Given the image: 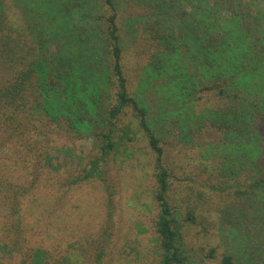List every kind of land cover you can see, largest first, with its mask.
Segmentation results:
<instances>
[{
	"label": "trees",
	"instance_id": "16d2710c",
	"mask_svg": "<svg viewBox=\"0 0 264 264\" xmlns=\"http://www.w3.org/2000/svg\"><path fill=\"white\" fill-rule=\"evenodd\" d=\"M101 1L110 11L102 32L86 16L95 0H0V122L13 115L14 121L27 125L44 124L39 131L32 129L37 132L36 141H30L27 127H11L18 139L28 140L27 158L47 149L42 138L54 136V123L75 134L92 131L100 152L90 161L91 168L72 181L76 185L101 178L114 148L117 125L130 109L155 155L158 212L150 229L159 244L161 264H191L170 202V171L151 128L147 95L143 99L137 91L132 95L130 89L135 87L125 70L115 2ZM194 2L199 7L186 16L188 24L181 20L185 31L178 33L175 23L162 14L137 28L139 42L147 45L139 59L148 54L153 42L157 49L144 59L140 83L143 74L160 85L172 77L166 94L189 98L186 110L164 116L163 125L180 126L189 133L225 128L250 134L246 142L222 149L224 169L248 185L237 192L241 197H234L239 215L230 220L229 207H218L225 229L218 243L219 264H264V220L260 227L247 226L243 220L252 213L255 200L264 199V12L243 0H224L223 7L231 15L225 16L219 14V0ZM104 77L113 79L115 92L114 103L107 107ZM198 89L211 94L197 99ZM183 160L176 161L177 172ZM22 165L19 158L15 182L8 181L0 166V200L10 213L0 211V244L26 252L32 260L25 264H35L36 257L38 263L47 264L49 256L63 252L61 246L71 240L79 224L70 227L65 212L59 214L50 207L56 200L65 206L67 200L59 193L47 194L46 180L23 181ZM48 172L40 179H47ZM74 194L76 190L71 189L66 199L76 203ZM188 210L185 222L191 225L196 223L193 217L217 215L211 207L192 205ZM207 256L215 260L217 249ZM60 259L52 264H64Z\"/></svg>",
	"mask_w": 264,
	"mask_h": 264
},
{
	"label": "rangeland",
	"instance_id": "374dc122",
	"mask_svg": "<svg viewBox=\"0 0 264 264\" xmlns=\"http://www.w3.org/2000/svg\"><path fill=\"white\" fill-rule=\"evenodd\" d=\"M194 1L114 0L124 49L125 70L129 83L133 81L131 87H135L130 90L132 95L137 91L139 99H143L144 94L147 95L151 128L164 149V164L170 171V202L181 229L186 256L191 264H219L221 249L219 251L218 243L225 229L221 219L222 211L218 207L223 210L229 207L227 218L230 220L232 216L239 215L234 197H241L237 192L244 190L248 185L224 169L222 149L246 142L250 134L225 128L189 133L181 130L180 126L163 125L164 116L177 110H186L184 106L188 104L189 98L166 94L165 86L172 77L164 78L160 85L143 74L140 83L144 59L148 55L152 56L157 49L155 50L153 42L148 54L139 59V54L147 50V45L139 42L137 28L149 25L162 14L175 23L174 28L180 33L183 30L181 20L188 24L186 16L189 13L194 15L193 11L199 7ZM215 1L218 2L211 0V4ZM219 1V14L230 15L223 7L224 0ZM243 2L254 4L264 12V0ZM109 13V9L103 8L101 0H95L93 9L86 16L89 15L87 19L102 32L106 28ZM262 44L264 47V37ZM105 62L107 63V59ZM103 79L108 91L105 101L107 107L114 103L115 92L113 79ZM195 92L197 99L211 94L208 91L204 94L200 89ZM135 119L130 109L123 114V122L117 125L119 129L112 140L114 148L109 160L107 159V165L102 169L101 178L85 180L76 185H73L72 181L81 176L84 170L91 168L90 161L100 152L96 148L92 131L75 130V134L70 128L66 132L61 129V125L54 123V136L41 137L47 149L27 158L25 144L28 140L18 139L11 127H16V130L27 127L31 131L30 141H36L37 132L32 129L39 131L38 128L44 124L27 125L23 121H14L13 115L0 122V130H3L0 134V166L8 181L15 182V165L21 158L26 168L22 167L23 181L46 180L50 187L47 194L59 193V196L67 200L65 206L54 200L50 207L59 214L63 210L70 227L75 223L79 224V229L72 234L71 240L61 246L63 252L58 256H49L47 264L57 262L60 258L64 264H161L159 244L150 229L154 223L153 216L158 212L155 200V155L148 144L146 134L139 129ZM129 130L131 132H128ZM182 158L184 160L181 166L179 165L180 172H177L175 163ZM47 169L50 176L40 179ZM71 189L76 190V203L66 199V194ZM43 203L48 204L46 201ZM2 205L3 201L0 200V211L10 214ZM192 205L204 210L215 208L217 215L208 219L195 215L193 218L196 223L186 224L185 221H189L188 207L192 209ZM252 209V213L246 215L243 220L248 221L247 226H263L264 199H256ZM213 249H217L215 260L207 256ZM30 259L31 256H27L26 252L19 253L14 247L0 244V264H25ZM37 261H40L38 257L34 262L40 264Z\"/></svg>",
	"mask_w": 264,
	"mask_h": 264
}]
</instances>
